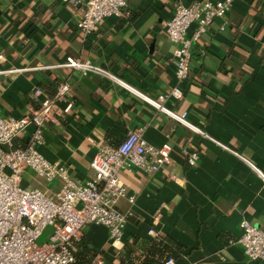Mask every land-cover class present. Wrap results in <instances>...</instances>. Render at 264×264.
<instances>
[{"label":"crops","instance_id":"0c3cea01","mask_svg":"<svg viewBox=\"0 0 264 264\" xmlns=\"http://www.w3.org/2000/svg\"><path fill=\"white\" fill-rule=\"evenodd\" d=\"M192 1L129 0L130 18L106 17L85 35L77 27L81 8L60 0H0V114H28L38 106L37 87L54 95L60 83H71L75 105L60 124L45 127L39 149L46 158L85 182L99 147L117 145L131 131H141L153 145L174 147L171 162L159 170L119 172L136 195L133 203L117 204L127 215L124 246L111 245L107 227L87 225L83 243L93 249L89 264H121L127 254L138 263L136 255L144 257L154 246V264H163L168 254L177 264H264L229 243L240 236L244 219L264 229V179L249 163L118 81L58 66L69 57L90 60L155 99L176 84L175 44L166 22L179 3ZM191 50L184 95L165 105L264 173V0H234L226 17L214 19ZM32 129L22 131L16 144L24 146ZM185 147L200 152L198 165H188L181 153ZM35 174L25 171L22 185L55 197L62 180L40 181Z\"/></svg>","mask_w":264,"mask_h":264},{"label":"built area","instance_id":"2783aa9c","mask_svg":"<svg viewBox=\"0 0 264 264\" xmlns=\"http://www.w3.org/2000/svg\"><path fill=\"white\" fill-rule=\"evenodd\" d=\"M60 1L81 8L77 27L85 35L96 32L106 17L127 19L132 16L129 0ZM233 2L194 0L190 4L181 2L177 5L165 27L168 38L175 44L172 62L176 84L155 99L132 89L90 60L69 57L58 66L70 67L83 75L96 73L118 81L158 110L245 160L264 179V173L237 151L165 105L167 100L177 102L184 95L183 85L190 77L193 42L200 39L214 19L225 18ZM193 24H196L195 30L189 35ZM71 88V83L65 81L58 85L54 95H49L37 87L33 96L38 106L30 113L20 117L0 114V264H73L89 224L107 227L111 245L121 250L127 215L117 208V204L122 199L133 203L136 195L130 193L121 181L119 172L133 168L156 171L172 160L174 147L170 142L156 146L149 143L141 131H131L117 145L100 146L90 161L91 176L85 182H77L71 177L68 167L49 160L39 149L44 142L45 127L60 124L61 116L73 109L75 98ZM29 125L33 129L26 144H16V137ZM181 153L188 165H198L199 151L185 147ZM29 169L47 181L62 180V188L55 197L48 196L40 188L22 185L23 173ZM155 218L158 220V216ZM49 226H52L49 240L38 243ZM240 228V236L230 239L229 243L240 244L249 259L264 262V229L247 219L241 221ZM149 233L155 234L156 231L151 227ZM163 264H177V261L170 256Z\"/></svg>","mask_w":264,"mask_h":264},{"label":"trees","instance_id":"16d2710c","mask_svg":"<svg viewBox=\"0 0 264 264\" xmlns=\"http://www.w3.org/2000/svg\"><path fill=\"white\" fill-rule=\"evenodd\" d=\"M154 247L149 249L148 254L144 257H139L136 255V260H138V263H134L135 258L127 254L125 257H122L121 264H154L156 262L155 260V251ZM172 255L168 254L164 257V260L167 259ZM93 258V249H91L88 245H86L85 241L82 242L79 251L76 254V260L73 264H89Z\"/></svg>","mask_w":264,"mask_h":264},{"label":"rangeland","instance_id":"374dc122","mask_svg":"<svg viewBox=\"0 0 264 264\" xmlns=\"http://www.w3.org/2000/svg\"><path fill=\"white\" fill-rule=\"evenodd\" d=\"M35 179L40 181H47L45 178L39 176L38 174H35ZM52 233V226H49L39 237L38 243H43L49 240V235Z\"/></svg>","mask_w":264,"mask_h":264},{"label":"water","instance_id":"95a60500","mask_svg":"<svg viewBox=\"0 0 264 264\" xmlns=\"http://www.w3.org/2000/svg\"><path fill=\"white\" fill-rule=\"evenodd\" d=\"M98 247H102L103 245H102V243L101 244H99V245H97Z\"/></svg>","mask_w":264,"mask_h":264}]
</instances>
